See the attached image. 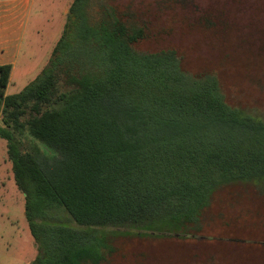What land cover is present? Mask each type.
I'll return each mask as SVG.
<instances>
[{
	"label": "trees",
	"instance_id": "trees-1",
	"mask_svg": "<svg viewBox=\"0 0 264 264\" xmlns=\"http://www.w3.org/2000/svg\"><path fill=\"white\" fill-rule=\"evenodd\" d=\"M177 1L73 0L35 80L7 94L12 66L0 65L31 264H160L163 251L264 264V114L237 93L252 54L264 62V24ZM157 29L161 42L141 48Z\"/></svg>",
	"mask_w": 264,
	"mask_h": 264
},
{
	"label": "rangeland",
	"instance_id": "rangeland-1",
	"mask_svg": "<svg viewBox=\"0 0 264 264\" xmlns=\"http://www.w3.org/2000/svg\"><path fill=\"white\" fill-rule=\"evenodd\" d=\"M73 0H34L32 12L21 40L16 67L12 73L11 84L6 93L14 94L22 91L40 74L48 63L53 48L58 42L64 26L66 16ZM121 1V0H119ZM123 2L127 0H122ZM141 7H151L153 11L159 8L163 11H172L173 0H130ZM180 8L199 13L209 8H222L229 14L240 19L244 23L264 24V0H178ZM177 1V2H178ZM95 10L93 7L90 9ZM157 25V24H156ZM157 29L151 39L141 48H151L161 42L157 36ZM164 29V37L174 43V38ZM152 34V32H151ZM260 40V39H258ZM246 57V56H245ZM246 61H248L246 59ZM225 78H231L228 67H222ZM238 95L248 103L253 112L262 116L264 114V62L258 61L252 54L251 59L241 69ZM1 169L10 171V184L5 188L0 187V264H31L38 256L28 223L24 214V196L17 189L13 180L11 163L7 158L6 141L0 139ZM6 175V174H5ZM14 196V197H13ZM257 199V200H256ZM254 203L264 209L263 194L257 193ZM15 200V204L13 203ZM263 204L261 205L260 204ZM14 204V205H13ZM254 206V204H253ZM70 226H76L65 217ZM188 252V251H187ZM190 253V252H188ZM185 254L180 252L163 251L161 261L177 264L185 259ZM187 256V255H186ZM180 263V264H181ZM112 264H132L125 257H116Z\"/></svg>",
	"mask_w": 264,
	"mask_h": 264
},
{
	"label": "crops",
	"instance_id": "crops-1",
	"mask_svg": "<svg viewBox=\"0 0 264 264\" xmlns=\"http://www.w3.org/2000/svg\"><path fill=\"white\" fill-rule=\"evenodd\" d=\"M33 4L34 0H0V65L12 66L9 84L12 83V73L16 67L22 36ZM9 172L1 169L0 162V187L5 188L10 184ZM13 203L15 204V200Z\"/></svg>",
	"mask_w": 264,
	"mask_h": 264
}]
</instances>
